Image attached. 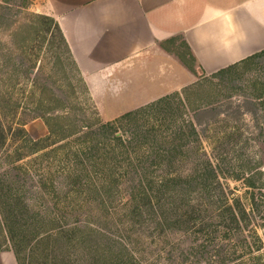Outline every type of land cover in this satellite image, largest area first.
Masks as SVG:
<instances>
[{
  "label": "trees",
  "instance_id": "1",
  "mask_svg": "<svg viewBox=\"0 0 264 264\" xmlns=\"http://www.w3.org/2000/svg\"><path fill=\"white\" fill-rule=\"evenodd\" d=\"M31 1L34 0H24L18 8L27 9ZM9 2L3 0L0 3V28L13 18L7 6ZM32 24L34 26L19 25L11 35L15 46H19L15 48L19 54L10 53L9 59L22 58L15 63V74L23 71L32 76L34 67L25 65L28 58L31 61L35 56L29 46L38 40L43 48L52 28L70 52L68 41L54 18L34 15ZM34 30L35 38L24 36L26 31L29 34ZM260 61L264 63V50L206 78L229 82L230 76L238 70ZM263 70L264 67L260 71ZM260 75L247 81L249 86L245 83L241 87L235 86L237 79L231 82L237 91H249L244 93L250 96L244 101L245 105L238 108L248 107L247 112L256 114L258 122L264 117L261 115L264 112V77ZM200 85L196 83L192 87ZM245 87L252 88L247 90ZM174 98L163 97L108 123L99 120L92 125L83 122L78 126L76 122H70L58 126L59 129L49 124V135L40 140L32 138L25 124L19 125L16 131L19 137H24L23 145L16 146L15 157L8 155L13 162L41 154L54 144H64L60 147L64 155L57 171L61 182L55 187L56 182L52 181L51 189L55 194L49 195L56 202V209L64 203L72 205V212L59 214L52 208H47L45 214L32 212L22 196L13 195L8 189L10 204L16 200L17 205H23V211L19 213L22 219L25 214L32 213L30 218L42 226L34 235L35 238L42 236L36 245L47 239H64L69 245L94 242L99 260L104 264H264L263 166L256 157L243 159L246 154L239 155L237 151L234 155L222 154L214 159L199 144L194 174L178 173L182 172V159L190 148L201 142L199 111L204 109L192 110L195 115L189 117L187 114L188 119L181 122L178 118L173 119L171 128L164 132L162 126L167 122L150 116L164 104L171 105ZM177 99L181 108L186 109L185 101L192 105L187 93L186 97L185 93L178 94ZM147 112L150 114L144 121L141 114ZM216 115L222 113L218 111ZM12 130L0 116V149L11 144L9 132ZM228 136L240 137L238 141L244 139L247 145L261 140L246 139L241 133ZM55 138L58 142H54ZM7 177V173L0 176V187H11ZM228 178L241 182L245 193L239 195L238 189H232L226 182ZM47 184L42 181V190L43 187L48 189ZM81 197L85 199L83 205L94 203L96 206L86 215V220L81 219L76 210L82 206ZM3 200L0 191V229L10 236L18 264H24L23 256L29 244L25 225L21 228L14 225L13 220H18L7 215ZM179 211H183L184 216H180ZM13 215L18 217V214ZM178 232L184 234L171 242L169 236ZM32 253L31 250L29 255Z\"/></svg>",
  "mask_w": 264,
  "mask_h": 264
},
{
  "label": "rangeland",
  "instance_id": "2",
  "mask_svg": "<svg viewBox=\"0 0 264 264\" xmlns=\"http://www.w3.org/2000/svg\"><path fill=\"white\" fill-rule=\"evenodd\" d=\"M2 1L0 0V3ZM9 1L7 6L13 14V18L0 28V116L6 127H12L13 130L9 132L11 144L6 149H0V176L7 173V182L11 187L1 185L0 191L4 195L3 201L7 215L18 220H13L14 225L17 228L25 225L29 244L26 254L23 256L25 257L23 258L24 264H104V262L99 260L94 242L88 243V245L76 242L75 245H69L64 239H47L36 245L42 236L35 238L34 235L42 229V226L30 218L32 213L25 214L22 219L19 213L23 211V205H17L16 200L10 204L8 189L13 191V195L22 196V199L28 202L32 212L35 213L45 214L47 208H52L53 212L59 214L70 213L73 210L72 205L64 203L56 209V202L49 195L55 194L51 189L52 181L56 182L55 187L61 182L57 171L62 160L60 158L64 155V151H60V147L64 144H54L41 154L19 163L17 160L13 162V158L8 155L15 157L16 146L19 148L23 145L24 137H19V133L16 131L19 125L25 124L32 138L40 140L49 135L50 130L47 127L49 124L59 129L58 126L70 122H76L78 126L83 122H89L92 125L99 120L108 123L128 112L152 105L163 97H175L171 101V105L164 104L161 110H157L150 116L167 122L162 126L164 132L168 131L166 129L169 127L171 128L170 123L173 119L178 118L181 122V120L188 119L187 114L189 117L195 115L191 112L192 110L204 109L199 111L201 113L199 121L202 124L198 127L201 142H196L190 148V152L182 159V172L178 173L194 174L197 160L196 151L199 144L213 158L222 154L231 156L237 151L239 155L246 154L243 159L248 156L256 157L264 168V136L262 135L264 133V117L261 118V122H258L256 114L247 112L248 107H243L241 110L238 108L240 105H245L244 101L250 96L244 94L249 91H237L235 87H241L244 85L243 83L247 84L245 86H249L247 81L257 78L260 74L261 77L262 75L264 77V70L260 71L264 67L263 62H255L241 68L237 74L234 73L233 76H230L232 78H229V82L227 80L224 83L217 80L212 81L206 78L210 75L198 68L185 42L178 37L164 45L168 51L167 55L145 54L124 63L118 72L119 78L115 81L108 78H104L103 81H98L97 78L88 80L72 49L70 48L69 52L64 47L59 34L55 28H52L43 48H40L38 40L33 41L29 46L35 56H32L31 61L29 60L31 58H28L25 65L28 68L34 67L32 76L23 71L15 74V63L22 58L18 56V58H14V61L9 59L10 53L19 54L17 52L19 50L15 49L19 46H15L11 35L19 25L34 26L32 24L34 15L45 14H42V9L36 0L31 1L28 8L22 10L18 8V5L23 4L24 0ZM35 32L36 30L29 31L27 34L26 31L24 36L35 38ZM48 44H50L49 48L46 49ZM191 72L195 76L191 83H186L179 91L170 92L180 84L182 85ZM233 80L237 81L235 86L231 83ZM89 83L92 84L93 91ZM196 83H201V85L192 87ZM15 85L18 86L14 88ZM245 88L251 90L252 87ZM167 92L170 93L165 94ZM184 93L185 97L186 93L188 94L192 103L190 106L188 101H185L186 109L181 108L180 100L177 99L178 94L184 95ZM218 111L222 115L217 116ZM144 114L141 116H144V121H147L150 113ZM263 114L264 112L261 113V115ZM261 115L258 114L259 117ZM217 120L218 123L215 122ZM230 133H241L246 139L261 140L260 143L250 142L247 145L244 139L238 141L240 137L236 138L235 136L236 139L229 137ZM54 142H58V138H55ZM42 181L48 182V189L43 187L42 190ZM226 182L232 189H238L239 195L245 193V187L241 182L229 178ZM66 183L69 185L68 182ZM82 199L83 197H81ZM84 202L85 199L81 202L82 206H78L76 210L80 212L81 219L86 220L88 219L86 215L91 213V210L96 206L94 203L88 206L87 204L83 205ZM12 212L18 214V217L14 216ZM179 215L184 216V212L179 211ZM182 234L184 232H178L177 235L172 233L169 239L173 242ZM31 250L33 253L29 255ZM8 255L11 257L9 258ZM97 260L99 263L96 262ZM0 264H18L10 236L3 233L1 229Z\"/></svg>",
  "mask_w": 264,
  "mask_h": 264
},
{
  "label": "crops",
  "instance_id": "3",
  "mask_svg": "<svg viewBox=\"0 0 264 264\" xmlns=\"http://www.w3.org/2000/svg\"><path fill=\"white\" fill-rule=\"evenodd\" d=\"M36 3L42 14L59 23L88 80L115 81L124 63L145 54L167 55L164 45L178 37L188 45L198 68L208 75L264 50V0ZM189 74L182 85L170 92L191 83L195 76ZM89 85L93 91L92 84Z\"/></svg>",
  "mask_w": 264,
  "mask_h": 264
}]
</instances>
